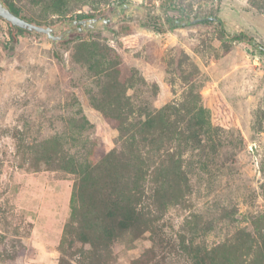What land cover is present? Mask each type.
I'll return each instance as SVG.
<instances>
[{"label":"rangeland","instance_id":"rangeland-1","mask_svg":"<svg viewBox=\"0 0 264 264\" xmlns=\"http://www.w3.org/2000/svg\"><path fill=\"white\" fill-rule=\"evenodd\" d=\"M13 2L143 13L0 17V264H264V0Z\"/></svg>","mask_w":264,"mask_h":264},{"label":"water","instance_id":"water-1","mask_svg":"<svg viewBox=\"0 0 264 264\" xmlns=\"http://www.w3.org/2000/svg\"><path fill=\"white\" fill-rule=\"evenodd\" d=\"M136 11L143 13V8L130 3H123L119 5L117 12L112 16L100 15L83 19H73L70 21H66L65 24H67V26L65 27L44 26L34 23L33 21H30L23 16L16 14L10 9V7L4 0H0V17L11 23L15 30H17L18 28H22L28 30L29 32L42 33L45 34L53 42L65 40L70 34L75 32L84 33L90 29H95L100 26H106L110 23L116 22L121 15H126L128 18H130L133 12ZM211 19L212 18H196L193 20H186L181 22L183 25L197 24ZM178 22L179 21H176L175 24H179ZM60 29L61 33L57 34V31ZM251 41L254 43L253 39ZM261 48L264 47L261 46Z\"/></svg>","mask_w":264,"mask_h":264},{"label":"trees","instance_id":"trees-1","mask_svg":"<svg viewBox=\"0 0 264 264\" xmlns=\"http://www.w3.org/2000/svg\"><path fill=\"white\" fill-rule=\"evenodd\" d=\"M7 5L10 7V9L15 12L16 14L18 15H21L23 16L24 18L30 20V21H33L32 19L26 17L25 15L22 14V10L21 8L17 7L13 0H4ZM89 17H93L92 15H88V14H78L77 16H75L74 18L76 19H83V18H89ZM218 22L219 24L221 25V30L222 32L225 34V29L223 27V20L221 19H218ZM174 26V23H171L170 27H173ZM155 29H157V26H154ZM23 35V36H27V35H32L33 33L29 32L28 30L26 29H22V28H18L16 32L13 31V36L14 35ZM232 39H235V40H241V41H244V40H248L249 42L252 40V38H248L247 34L244 33V32H241V33H238V34H234L232 36ZM261 52L264 54V48L261 49Z\"/></svg>","mask_w":264,"mask_h":264}]
</instances>
